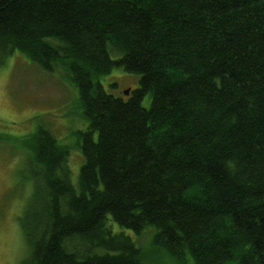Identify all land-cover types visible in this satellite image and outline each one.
<instances>
[{
  "label": "trees",
  "instance_id": "1",
  "mask_svg": "<svg viewBox=\"0 0 264 264\" xmlns=\"http://www.w3.org/2000/svg\"><path fill=\"white\" fill-rule=\"evenodd\" d=\"M17 50L86 120L76 179L69 144L24 134L43 202L19 264H145L143 235L177 264H264V0H0V67Z\"/></svg>",
  "mask_w": 264,
  "mask_h": 264
},
{
  "label": "rangeland",
  "instance_id": "2",
  "mask_svg": "<svg viewBox=\"0 0 264 264\" xmlns=\"http://www.w3.org/2000/svg\"><path fill=\"white\" fill-rule=\"evenodd\" d=\"M37 66L17 50L0 67V132L9 136L0 140V264H19L29 255L31 248L23 222L37 216L43 202L42 189L27 162L24 134L44 125L61 142L69 144V165L75 179L82 160L75 135L86 126V120L80 118L83 112L77 86ZM29 76L31 83L27 86ZM101 78L109 92L126 96V88L138 87L140 75L117 67ZM150 103L148 94L143 104ZM132 234L138 240L136 233ZM142 240L145 264H177L165 251L154 247L152 237L143 235Z\"/></svg>",
  "mask_w": 264,
  "mask_h": 264
},
{
  "label": "bare ground",
  "instance_id": "3",
  "mask_svg": "<svg viewBox=\"0 0 264 264\" xmlns=\"http://www.w3.org/2000/svg\"><path fill=\"white\" fill-rule=\"evenodd\" d=\"M127 89H130V93H131V90H133V88H132V87H128V88H126V89H125V91H126ZM125 91H124V94H125ZM130 93H129L128 95H127V94H125V95L129 96V95H130Z\"/></svg>",
  "mask_w": 264,
  "mask_h": 264
},
{
  "label": "water",
  "instance_id": "4",
  "mask_svg": "<svg viewBox=\"0 0 264 264\" xmlns=\"http://www.w3.org/2000/svg\"><path fill=\"white\" fill-rule=\"evenodd\" d=\"M130 93V89H127L126 91H125V94H129Z\"/></svg>",
  "mask_w": 264,
  "mask_h": 264
},
{
  "label": "flooded vegetation",
  "instance_id": "5",
  "mask_svg": "<svg viewBox=\"0 0 264 264\" xmlns=\"http://www.w3.org/2000/svg\"><path fill=\"white\" fill-rule=\"evenodd\" d=\"M132 91H133V90H131V93H132ZM131 93H130V94H131Z\"/></svg>",
  "mask_w": 264,
  "mask_h": 264
}]
</instances>
